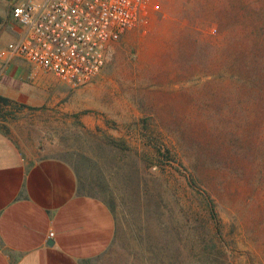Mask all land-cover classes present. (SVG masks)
I'll use <instances>...</instances> for the list:
<instances>
[{
  "label": "rangeland",
  "instance_id": "1",
  "mask_svg": "<svg viewBox=\"0 0 264 264\" xmlns=\"http://www.w3.org/2000/svg\"><path fill=\"white\" fill-rule=\"evenodd\" d=\"M22 1L0 0V53ZM144 5L89 84L0 102V128L111 208L92 264H264V0Z\"/></svg>",
  "mask_w": 264,
  "mask_h": 264
},
{
  "label": "crops",
  "instance_id": "2",
  "mask_svg": "<svg viewBox=\"0 0 264 264\" xmlns=\"http://www.w3.org/2000/svg\"><path fill=\"white\" fill-rule=\"evenodd\" d=\"M0 77V96L27 106L39 105L35 93L56 78L20 58L4 63ZM115 228L111 208L81 188L69 162L39 158L0 128V264H92Z\"/></svg>",
  "mask_w": 264,
  "mask_h": 264
},
{
  "label": "built area",
  "instance_id": "3",
  "mask_svg": "<svg viewBox=\"0 0 264 264\" xmlns=\"http://www.w3.org/2000/svg\"><path fill=\"white\" fill-rule=\"evenodd\" d=\"M144 16V0L22 1L11 10L18 37L0 59L20 58L78 88L98 75L109 44L145 21Z\"/></svg>",
  "mask_w": 264,
  "mask_h": 264
},
{
  "label": "trees",
  "instance_id": "4",
  "mask_svg": "<svg viewBox=\"0 0 264 264\" xmlns=\"http://www.w3.org/2000/svg\"><path fill=\"white\" fill-rule=\"evenodd\" d=\"M0 102H2L4 104H8L9 100L7 98L0 97ZM211 212H212V215H213V211L212 210H211Z\"/></svg>",
  "mask_w": 264,
  "mask_h": 264
}]
</instances>
